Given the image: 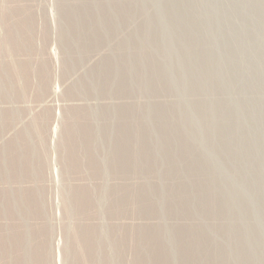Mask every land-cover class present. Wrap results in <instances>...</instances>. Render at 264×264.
Listing matches in <instances>:
<instances>
[{
    "label": "rangeland",
    "instance_id": "obj_1",
    "mask_svg": "<svg viewBox=\"0 0 264 264\" xmlns=\"http://www.w3.org/2000/svg\"><path fill=\"white\" fill-rule=\"evenodd\" d=\"M0 120V264H264V0H0Z\"/></svg>",
    "mask_w": 264,
    "mask_h": 264
},
{
    "label": "bare ground",
    "instance_id": "obj_2",
    "mask_svg": "<svg viewBox=\"0 0 264 264\" xmlns=\"http://www.w3.org/2000/svg\"><path fill=\"white\" fill-rule=\"evenodd\" d=\"M73 7V6H72ZM75 16V15H74ZM33 31V30H32ZM30 33V32H29ZM12 42V41H11ZM75 51V50H74ZM103 66V65H102ZM91 72V71H90ZM80 81V80H79ZM94 88V87H93ZM10 89V88H9ZM82 90V89H81ZM87 90V89H86ZM12 109V108H11ZM21 109V108H20ZM16 110V109H15ZM68 112V111H67ZM32 114V113H31ZM14 115V114H13ZM76 115V114H75ZM70 120V119H69ZM75 120V119H74ZM1 121V120H0ZM72 121V120H71ZM123 121V120H122ZM8 125V124H7ZM74 127V126H73ZM30 130V129H29ZM77 130V129H76ZM1 131V130H0ZM16 139V138H15ZM124 141V140H123ZM108 143V142H107ZM65 144V143H64ZM109 145V144H108ZM15 147V146H14ZM132 147V146H131ZM134 149V148H133ZM138 149V148H137ZM8 152V151H7ZM129 153V152H128ZM32 160V159H31ZM74 169V168H73ZM65 171V170H64ZM84 173V172H83ZM29 174V173H28ZM79 174V173H78ZM34 176V175H33ZM8 177V176H7ZM21 178V177H20ZM77 186V185H76ZM3 190V189H2ZM40 191V190H39ZM23 192V191H22ZM29 200V199H28ZM4 201V200H3ZM7 201V198H6ZM11 201V200H10ZM22 201V200H21ZM6 204V203H5ZM186 204V203H185ZM2 205V204H1ZM7 206V205H6ZM5 206V207H6ZM100 206V205H99ZM2 207V206H1ZM4 208V207H3ZM11 208V207H9ZM12 210V209H11ZM18 215V214H17ZM99 226V225H98ZM98 229V228H97ZM18 232V231H17ZM15 234V233H14ZM25 234V233H24ZM86 236V235H85ZM139 236V235H138ZM12 239V238H11ZM19 240V239H18ZM5 245V244H4ZM26 248V247H25ZM143 250V249H142ZM30 251V250H29ZM117 252V251H116ZM28 255V254H27ZM30 256V255H29ZM41 256V255H40ZM27 258V257H26ZM126 258V257H125ZM42 261V260H41Z\"/></svg>",
    "mask_w": 264,
    "mask_h": 264
}]
</instances>
